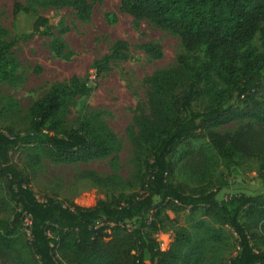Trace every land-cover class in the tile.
<instances>
[{"label":"trees","instance_id":"1","mask_svg":"<svg viewBox=\"0 0 264 264\" xmlns=\"http://www.w3.org/2000/svg\"><path fill=\"white\" fill-rule=\"evenodd\" d=\"M48 4L70 6L79 21L89 20L91 7L84 0ZM119 5L135 20L177 36L185 51L174 67L146 78L144 108L127 131L130 144L142 151L144 192L118 194L88 208L36 199L30 175L12 162L14 148H29L34 163L43 157L57 164L115 157L119 148L100 110L77 118L74 128H62V114L92 88L75 76L56 82L29 108L24 136L0 131V211L12 212L11 219L0 220V264H201L207 245L223 239L218 230L193 219L196 213L236 235L238 251L227 264H264V253L250 243L255 234L240 222L242 216L254 218L264 231V196L237 193L217 200L220 188L208 183L191 191L185 184L167 182L177 162L200 161L191 142L204 137L224 161L264 155V0H119ZM19 13L36 16L31 35L50 38L48 49L54 56L69 55L62 39L65 30L55 35L45 18L15 3L13 15ZM4 36L0 28V83H13L18 62L11 50L16 39ZM255 36L260 51L250 44ZM141 49L153 60L162 58L158 45L148 43ZM200 50L202 57L196 55ZM126 51L125 41L114 43L110 53L93 64L96 73L108 70L111 62L126 61ZM240 120L249 123L232 134L212 132ZM90 176L98 183L113 179ZM258 178L264 182V158ZM185 209L189 228L174 227L168 212L176 215ZM158 232L170 233L165 251L159 250Z\"/></svg>","mask_w":264,"mask_h":264},{"label":"rangeland","instance_id":"2","mask_svg":"<svg viewBox=\"0 0 264 264\" xmlns=\"http://www.w3.org/2000/svg\"><path fill=\"white\" fill-rule=\"evenodd\" d=\"M50 0H0V28L4 40L16 39L11 50L18 62L16 81L0 83V131L12 136H24L29 127V108L56 82L77 77L92 88V92L76 99L62 114V128L71 129L76 120L90 110L103 112L102 120L115 134L119 148L115 157L91 161L85 164H57L46 158L34 163V154L27 147L18 146L11 153V159L18 168L30 175L31 189L39 201L52 198L62 206L74 204L92 207L98 200L109 201L118 194L141 195L145 189V173L142 167V151L134 148L127 131L133 118L144 108L145 80L152 73L174 67L176 57L185 54L179 38L161 30L148 21H137L120 11L119 0H84L91 7L87 22H81L70 6L54 7ZM19 3L31 7L36 15L45 18L62 35L69 55L56 57L48 49L50 38L32 36V24L36 16L19 13L13 15V5ZM127 43L126 61L111 62L108 70L96 73L93 64L110 53L114 43ZM154 44L161 48L162 58L153 60L141 49L144 44ZM251 46L258 51L260 40L255 36ZM202 57V50L196 52ZM198 107H193L196 110ZM248 120L233 121L212 129L217 134H232ZM198 161L176 163L173 174L167 182L182 183L191 191L198 190L206 183L212 188H220L216 195L222 200L230 195L244 193L249 196H264V182L258 178V171L264 155L253 158L236 157L222 160L213 150L206 137L191 142ZM192 164V165H191ZM192 168H195L194 174ZM203 171V179L198 177ZM113 177L106 183H98L90 176ZM203 180V181H201ZM10 209L0 211V220L11 219ZM188 209L173 215L174 227L188 229ZM196 221H204L210 228L221 233V243H209L201 264H227L238 248L236 235L226 226L216 224L200 213L193 215ZM247 224L249 233L255 237L250 241L253 248L264 253V231L254 218H240ZM28 222L24 223L27 226ZM127 226H132L128 223ZM160 251H165L170 243V233H156ZM28 238V232L25 233Z\"/></svg>","mask_w":264,"mask_h":264}]
</instances>
